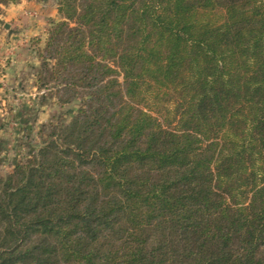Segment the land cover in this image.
Wrapping results in <instances>:
<instances>
[{"label": "trees", "instance_id": "obj_1", "mask_svg": "<svg viewBox=\"0 0 264 264\" xmlns=\"http://www.w3.org/2000/svg\"><path fill=\"white\" fill-rule=\"evenodd\" d=\"M57 12L36 88L76 110L0 178V264H264V0Z\"/></svg>", "mask_w": 264, "mask_h": 264}, {"label": "rangeland", "instance_id": "obj_2", "mask_svg": "<svg viewBox=\"0 0 264 264\" xmlns=\"http://www.w3.org/2000/svg\"><path fill=\"white\" fill-rule=\"evenodd\" d=\"M27 1L30 8L11 14L8 9L16 5H10L2 8L0 17V178L9 174L32 146L40 145L37 130L52 115L61 114L68 121L76 110V105L60 106L36 88V50L43 48L50 23L61 19L59 0ZM5 25H14L15 39L6 36Z\"/></svg>", "mask_w": 264, "mask_h": 264}, {"label": "crops", "instance_id": "obj_3", "mask_svg": "<svg viewBox=\"0 0 264 264\" xmlns=\"http://www.w3.org/2000/svg\"><path fill=\"white\" fill-rule=\"evenodd\" d=\"M30 7H31V4L27 0H22L20 4L10 7L8 9V12H10L11 14H18L22 9H27ZM13 27L14 25H8V29H7L8 32L6 33V36L9 39H13L17 35V32L13 29ZM32 31L33 29L31 30V33Z\"/></svg>", "mask_w": 264, "mask_h": 264}, {"label": "water", "instance_id": "obj_4", "mask_svg": "<svg viewBox=\"0 0 264 264\" xmlns=\"http://www.w3.org/2000/svg\"><path fill=\"white\" fill-rule=\"evenodd\" d=\"M4 28L7 30L8 29V25H5Z\"/></svg>", "mask_w": 264, "mask_h": 264}]
</instances>
